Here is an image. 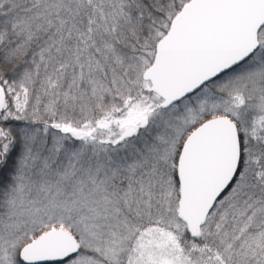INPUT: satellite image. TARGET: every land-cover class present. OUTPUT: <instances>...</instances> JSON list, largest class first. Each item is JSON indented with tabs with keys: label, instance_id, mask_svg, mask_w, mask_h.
<instances>
[{
	"label": "snow or ice",
	"instance_id": "6c2138e0",
	"mask_svg": "<svg viewBox=\"0 0 264 264\" xmlns=\"http://www.w3.org/2000/svg\"><path fill=\"white\" fill-rule=\"evenodd\" d=\"M0 264H264V0H0Z\"/></svg>",
	"mask_w": 264,
	"mask_h": 264
}]
</instances>
